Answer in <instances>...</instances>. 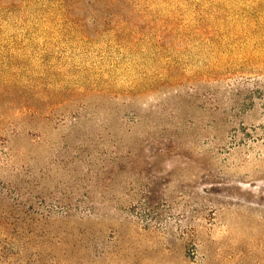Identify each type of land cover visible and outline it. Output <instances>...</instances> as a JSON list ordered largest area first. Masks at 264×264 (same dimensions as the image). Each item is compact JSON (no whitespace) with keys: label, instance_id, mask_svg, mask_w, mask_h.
<instances>
[{"label":"rangeland","instance_id":"rangeland-1","mask_svg":"<svg viewBox=\"0 0 264 264\" xmlns=\"http://www.w3.org/2000/svg\"><path fill=\"white\" fill-rule=\"evenodd\" d=\"M0 264H264V0H0Z\"/></svg>","mask_w":264,"mask_h":264}]
</instances>
